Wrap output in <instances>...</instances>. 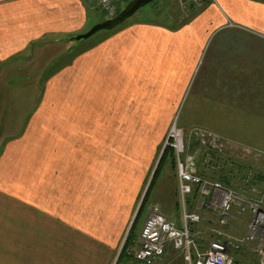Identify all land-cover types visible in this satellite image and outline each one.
I'll list each match as a JSON object with an SVG mask.
<instances>
[{
  "label": "crops",
  "instance_id": "1",
  "mask_svg": "<svg viewBox=\"0 0 264 264\" xmlns=\"http://www.w3.org/2000/svg\"><path fill=\"white\" fill-rule=\"evenodd\" d=\"M104 17L85 0H0V264H113L122 244L117 248L113 231L116 225L120 228L119 212L114 211L113 196L105 198L104 168L118 167L119 154L115 157L105 152L104 138L120 135V131L114 129L119 111L120 120L136 119V115L129 112L134 101L121 108L120 105L130 99L134 74H143L141 65L147 64L150 54V61L157 53L160 58L171 57L172 63L178 64V59L182 60L186 52L194 55L197 66L212 38L222 33H225L222 37L237 34L235 39L228 40L242 37L246 49L219 51L217 57L226 63L227 78L217 79L215 75L204 96L219 111L230 114L234 108L240 110L241 122L259 121L263 130L257 142L259 138L264 139V92L263 101L241 107L243 99L239 94L233 95L230 89L264 91V48H247L248 41L264 42V0H215L179 31L138 21L90 46L70 40L105 22ZM235 30L247 33L232 34ZM178 42H184L183 48ZM179 53L182 56L179 57ZM73 55L76 58L71 63ZM224 57H229L228 62L222 59ZM119 66H122L119 77L112 76L114 82L108 79L98 83L100 72H113ZM179 72L188 71L179 65ZM233 72H239V80H233ZM148 84V81L145 85L140 83V87L147 90L142 93L143 100L149 107L152 101L159 100L161 106L154 112L155 116H150L149 110L141 119L166 120L163 119L165 108L176 110L185 88L171 89L175 99L167 101L151 93L158 85ZM116 85L121 88L118 94H113ZM121 89L127 92L122 97ZM138 93L137 88L134 98ZM88 96L95 114L87 113ZM232 100L237 106L231 105ZM140 107L135 104V110ZM102 121H106L110 129H103ZM135 133L133 130L132 136ZM209 134L208 137L218 139L211 152L223 153L220 137ZM241 145L254 151L258 149L248 143ZM193 150L188 149L187 153ZM175 158L177 169V156ZM175 188L180 221L171 222L176 221L175 225L182 229L184 211L199 214L190 207L195 194L200 200L199 189L195 188L184 206L178 178ZM155 202L167 212L162 201ZM154 206L162 211L159 205L151 209ZM200 216L201 223L192 237L194 240L208 238L207 250L212 242H227L231 244L228 255L237 263L245 264L240 258L242 247L261 248L259 241H244L249 227L242 239L226 240L221 236H225L223 231L231 219L224 226L218 211L214 222L205 220L203 214ZM141 232L139 245L134 249L130 240L125 254L134 261ZM201 252L205 250L196 244L194 258Z\"/></svg>",
  "mask_w": 264,
  "mask_h": 264
},
{
  "label": "rangeland",
  "instance_id": "2",
  "mask_svg": "<svg viewBox=\"0 0 264 264\" xmlns=\"http://www.w3.org/2000/svg\"><path fill=\"white\" fill-rule=\"evenodd\" d=\"M133 1L134 0H126L124 4L127 6ZM165 1L166 0H157L148 6H150L149 8H155L163 4ZM169 3L170 2L166 1L167 5H169ZM92 8L100 12V10L96 7L92 6ZM173 10L175 11L176 8ZM186 11L191 10H185L184 8V10L181 11V15H179V13L173 15L171 18H168L167 21H169V23L179 22L178 24H180L185 18L188 19L194 15L192 13L186 14ZM192 11L197 12L196 9ZM143 20V13L141 14L140 12V14H137L131 21L142 22ZM118 31H114V33ZM231 33L242 34L247 32H244L243 30H235ZM221 35H225V33H222ZM221 35L210 40L207 47L204 48L197 66V59L194 58V55L192 56L186 52L183 54L182 60H180V58L178 59V64L172 63L171 57L168 59L160 58L157 53H154L153 61H150V54L147 58V64L141 65L143 74L141 76H139L137 72L134 74V88L130 92V99L128 98V102L126 100V103H122L120 108L121 106L128 105L130 102L134 101V105L129 107V112L136 115V119L134 121L120 120L119 111L118 119L114 122V129H118L120 131V135L118 137L114 136L104 138L105 152L108 154L113 153L115 157L119 154L118 167L112 170L104 168V181L106 187L105 198L113 196L114 211L118 210L119 212L120 228L116 225L113 232L116 237V241H118L117 248L119 244L122 245L118 252L119 254H117L116 258L113 260V264H141L133 259H128V257L121 258L120 254L126 243L125 239L131 240L134 249L136 245H139L140 232L143 227V222L146 219V215L149 213V210L153 205H159L161 207V205L155 201H162L164 203L167 212L166 210L164 211L162 207L161 208L169 221H180V218L178 217V198L175 188L177 169L173 164L172 159L168 157L165 160L162 171L160 172V178L156 182L148 199L146 208L140 216L141 219L139 218L140 220L138 224L135 228L133 227L142 207L145 193L152 182L154 172H156L159 160L164 154V150L167 147H172V145L176 144L177 140L173 138V133L182 137L186 152L188 149H194L191 154L196 151H201V154H198L199 158L197 159V172L201 176L213 181H223L222 179L226 180L227 175H229V173H227V169L228 166L231 165L235 171L234 174L230 176L232 178V182L229 179L230 183L227 184L226 182V185L230 187L231 190H234L237 199L242 204L257 202L260 203V206L264 211V139L259 138L260 142H257L258 135L263 130L261 123L259 121L241 122L243 120H240V110L234 108L231 112L232 114L219 111L217 106L210 103L204 96L208 94L207 90L210 88V84L213 81V78H215V75L217 79L227 78L226 63L217 57L219 51L224 50L226 52H237L240 49H246L244 47L245 42L242 41V37H240L241 40H228V38L235 39L237 34H230L234 37H222ZM105 36H107V32L98 36L96 39L94 38L92 41L88 42L86 46L92 45L94 42L101 39V37ZM183 43L184 42H178L180 48H183ZM247 48L249 50L262 49L264 48V42L256 39L248 41ZM198 51H196L197 54ZM180 55L182 56L181 53L178 54L179 57ZM228 58L229 57H224L222 59L228 62ZM130 59H133L132 55L130 56ZM189 62L190 64L187 66ZM193 63H195L194 67ZM179 65L183 67L184 71L187 70L188 72H185V74L180 73ZM121 68L122 66H119L118 69L113 72L103 70L99 73L101 78L98 80V83L108 79L113 81V75L115 78H118ZM229 71L232 72L233 70L230 69ZM233 78V80H239V72H233ZM147 81L149 82L148 85L159 86L156 89H152L151 93L154 96H160L163 99L166 98L167 101L175 99L172 95L171 89L179 86H184L185 88L178 108L176 110L175 108L170 107L165 108L163 119L166 120L157 121L153 119H141L143 116L147 115L149 110H151L150 116H155L154 112L160 110L161 106V102L159 100L152 101L151 107H149L148 102L143 100L142 93H146L147 90L142 89L140 87V83L141 85H145ZM21 82L22 80L19 81V83ZM213 83L217 84L215 82ZM104 88L105 84L102 85V89ZM120 88L121 87L119 85H116L112 91L113 94H118ZM137 88L140 89V93H138L137 98H134L135 89ZM235 88L238 87L230 88L231 93H233V95L239 94L238 96L243 99V101L241 100L242 102H240V104H242L241 107L245 105H256L258 101H263V90H259V93H257L256 89H244L239 92ZM120 93L122 97L126 95L127 92H124V89H121ZM166 95L168 96L166 97ZM137 103L140 104L141 107L138 110H135V104ZM92 104V99H89L88 96L87 113L89 115L95 114ZM231 105L237 106L233 100ZM208 116H211L212 118L208 119ZM102 127L103 129H110L107 127L106 121H102ZM133 130L136 131L135 136H132ZM203 130L209 133L212 132L217 134L220 137L219 143H223L224 146L223 153H219L220 155L213 154V152H211L213 148L202 145L194 137L193 134L195 132H203ZM244 143L257 147L258 149H254L260 153L250 149L248 146L241 145ZM208 144L210 143L208 142ZM206 154H210L213 160H215L212 167L206 165L204 162ZM114 164L116 165L117 163L115 162ZM239 168H249L252 174H257L254 185L247 183L246 177H243L244 174L240 175L241 171L237 170ZM223 176H225V178ZM253 180L254 179H252V182ZM116 192L117 194H115ZM202 202L203 201L198 198L191 201V209L193 211H197L199 215L203 214L205 220H211L214 222L217 217V211L219 212L218 199H213L212 208H209L208 206L202 207ZM206 203L208 202L206 201ZM204 208L211 210H204ZM236 211L233 214V218L231 219L229 226L223 231L225 236L222 235L221 238L224 237L226 240H238L242 239L245 235L246 227L250 226L253 216L250 211H247L245 216L242 214L239 215ZM171 213L174 216H171ZM176 221L175 223L177 224ZM181 222H183V218H181ZM130 227L131 229H129ZM90 235L94 237L97 236L95 233H91ZM216 236L217 234H215V237ZM207 240L208 238H199L197 241L199 247L205 250V252L208 247ZM258 241L262 244L261 248L254 246H251L254 248L242 247L244 250L240 258H243L245 264H264V229L263 233L258 236ZM235 243L236 242L234 241V244ZM116 250L114 254L117 252ZM114 254L112 255V258L114 257ZM155 264L189 263L184 260L182 252L176 251L171 246H168L162 258Z\"/></svg>",
  "mask_w": 264,
  "mask_h": 264
},
{
  "label": "built area",
  "instance_id": "3",
  "mask_svg": "<svg viewBox=\"0 0 264 264\" xmlns=\"http://www.w3.org/2000/svg\"><path fill=\"white\" fill-rule=\"evenodd\" d=\"M87 1L96 6L100 12L106 14L109 19H113L126 0ZM184 1L180 0V2ZM193 135L202 145L216 148L218 139L212 136L208 137L207 135H210L208 132L203 130V132H195ZM173 138L177 140L172 147L175 149L177 156L179 194L182 205H186L187 198L194 193L195 188H198L200 199L203 201L202 207L208 206L212 208L213 199H218L221 225L226 226L229 224L234 210H237L239 214H245L250 211L253 219L249 226V234L244 241L257 242L258 236L262 234L264 229V211L260 203L242 204L237 199L234 190L225 188L218 181L203 178L197 172V159L201 151L188 154L182 137L173 133ZM212 161L213 159L208 155L204 159L205 164L210 167L215 163ZM182 218L183 228L179 229L174 222L167 219L159 207L154 206L141 232L140 247L135 252L136 261L141 264H155L162 258L166 248L172 246L176 251L183 253L184 260L189 264H239L228 255L227 251L231 244L227 242H212L208 250L198 253L195 259L196 244L192 237L190 226L201 223V216L197 213L184 211Z\"/></svg>",
  "mask_w": 264,
  "mask_h": 264
},
{
  "label": "trees",
  "instance_id": "4",
  "mask_svg": "<svg viewBox=\"0 0 264 264\" xmlns=\"http://www.w3.org/2000/svg\"><path fill=\"white\" fill-rule=\"evenodd\" d=\"M85 1L90 6V8H92V6L93 7H96V6L92 5L90 2H88L87 0H85ZM166 1L167 2H170L169 5L166 4ZM166 1L163 4H161V5H159V6L155 7V8L154 7L149 8L150 6H148V7L146 6V8L144 7V9H141L132 18H130L129 20L125 21L121 25L117 26L111 32L110 31H104L102 33H98L94 37L88 39L87 41H83V42H86L85 44H87L88 42L92 41L94 38L96 39V38H98V36H100V35H102V34H104V33L107 32V36L101 37V39L97 40L96 42L98 43V42L104 41L108 37H110V36H112L114 34H117L118 32H120V31H122V30H124L126 28H129V27L133 26L134 24L139 23V22H132L131 20L137 14H140V12H141V14L143 12L144 20L142 22H140L139 24L157 25V26H160V27L169 29L170 31H179L183 27L189 25L195 18H197L201 13H203L209 6H211L212 4L215 3V0H185L184 2H180V3H179V0H166ZM124 3L122 4V6L120 8V11L118 12V14L113 19H115L116 17H118L122 13V11L128 6V5L125 6L126 4H124ZM174 8H176L175 11L173 10ZM184 8H185V10H191V11H186V14L192 13L194 15H192L188 19L185 18L180 24H178L179 22H177V23H169V21H167V19L168 18H171V16H173V15H176L178 13H179V15H181V11L184 10ZM194 9H196L197 12L192 11ZM93 10H95V9H93ZM95 11H97V10H95ZM102 14H103V16H105L104 17V20L105 21L113 20V19H109L106 16V14H104V13H102ZM114 31H118V32L114 33ZM82 51H84V50H82ZM75 58H76V56L73 55L72 58H71V63L74 61ZM213 154H219V153L218 152H213ZM175 156H176V152H175V149L173 147L170 146V147H167L164 150V154L161 157V159L159 160L158 167H157L156 172H155V174H154V176L152 178V182H151V184H150V186H149V188H148V190H147V192L145 194L144 200L142 202V207H141V209H140V211L138 213V216H137V218L135 220V223L133 225L134 228L136 227V225L138 224L139 220L141 219L140 216L142 215V213L144 212V210L146 208V204H147L148 199H149V197H150V195L152 193V190H153L156 182L160 178V172L162 171V167L165 164V160L168 157H170L172 159V161H173V164L176 167V158H175ZM206 156H207V154H206ZM208 156L211 157L210 154ZM212 162H215V160H213ZM225 162H227V161H225ZM228 163H230V162H228ZM228 163H227V165H228ZM227 170H228L227 173H229V175H227L226 180L225 179H222L223 181H218V182H220L225 188H229L230 189V187H228L226 185V182H227V184H229L230 183L229 182V179L232 182V178L230 177V175L232 176L234 174V171L235 170H234V168L231 165L228 166V169ZM237 170H239L242 173H244V176L243 177H246L247 183H249L251 185H254V181L256 179V175L257 174H252L249 168H247V169L246 168H244V169L243 168H239ZM202 177L203 178H206L204 176H202ZM223 177L225 178V176H223ZM177 178H178V175H177ZM252 179H254L253 182H252ZM198 192H199V190H198ZM196 198H197V196L195 194L194 195V200ZM197 227H198V225H191L190 226L191 234L192 235H193V233L196 232V228ZM195 241H196V244L198 245V242H197L198 239H196ZM129 246H130V240H127L126 243H125V245H124V247H123V249H122V251H121V254H120V257L121 258L126 257L125 254L127 253V250L129 248ZM128 259H130V258H128Z\"/></svg>",
  "mask_w": 264,
  "mask_h": 264
},
{
  "label": "water",
  "instance_id": "5",
  "mask_svg": "<svg viewBox=\"0 0 264 264\" xmlns=\"http://www.w3.org/2000/svg\"><path fill=\"white\" fill-rule=\"evenodd\" d=\"M154 1L157 0H134L133 2L129 3L128 6L122 11V13L115 19L100 23L93 27L88 33L73 37L70 40L72 42L80 43L92 38L100 32L112 31L117 26L132 18L137 12H139L141 9L148 6Z\"/></svg>",
  "mask_w": 264,
  "mask_h": 264
}]
</instances>
